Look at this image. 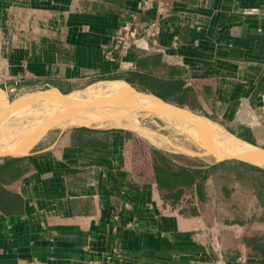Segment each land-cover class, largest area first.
<instances>
[{"label":"crops","instance_id":"obj_1","mask_svg":"<svg viewBox=\"0 0 264 264\" xmlns=\"http://www.w3.org/2000/svg\"><path fill=\"white\" fill-rule=\"evenodd\" d=\"M127 24L152 26L157 47L140 33L116 49ZM139 77L176 83L165 101L264 149V0H0L7 100L96 81L158 97ZM154 148L80 125L0 158L14 174L0 181V264H264V175L211 160L192 188L167 191Z\"/></svg>","mask_w":264,"mask_h":264},{"label":"bare ground","instance_id":"obj_2","mask_svg":"<svg viewBox=\"0 0 264 264\" xmlns=\"http://www.w3.org/2000/svg\"><path fill=\"white\" fill-rule=\"evenodd\" d=\"M101 84L103 85H94L84 94H77L74 98L61 97L58 93L49 91L11 104L7 103L0 92V152L26 151L30 144L37 139L39 133L53 125L62 129L80 125L103 128L108 123L152 137L153 134L142 128L137 120L135 114L139 110L164 122L171 124L174 122L171 116L165 112L134 101L132 96H129L120 85L107 84V82ZM114 93L118 95L116 96ZM80 100L83 101V106H79L81 105L79 104ZM66 102H70L71 105H66ZM87 102L90 103L85 105ZM43 106L45 107L43 108ZM59 111L60 114L55 117ZM44 115H46L45 118L41 119ZM179 116L192 122V132L198 137L195 138L197 142L211 144V147L216 149V153L213 152L216 156L226 154L224 146L214 141V143L212 141L210 143L208 138L210 133L207 131L211 127L207 123L193 120L189 115L179 114ZM223 141L225 142V139ZM151 142L154 143L155 140L152 139ZM250 154L257 157L253 153Z\"/></svg>","mask_w":264,"mask_h":264},{"label":"water","instance_id":"obj_3","mask_svg":"<svg viewBox=\"0 0 264 264\" xmlns=\"http://www.w3.org/2000/svg\"><path fill=\"white\" fill-rule=\"evenodd\" d=\"M103 83H106L108 81H102ZM117 82V81H114ZM100 83V82H98ZM121 85L122 89L129 95L132 96L131 98L134 101H138L139 103L148 105L149 107L157 110V111H163L166 114L170 115L171 118L174 120V122L171 124L169 122H163L168 124L172 129L180 133L181 135L185 136L188 138L191 142H193L196 146H198L202 151H204L206 156H209L215 161H228V160H235V161H240L247 163L249 165H252L254 167H257L259 169L264 170V149H261L257 146L251 145L245 141H242L235 137L232 133L227 131L224 127H222L220 124L213 122L212 120L204 117V116H199L194 114L187 106L180 104V103H172L165 101L163 99H160L154 95L151 94H146L137 91L135 88L130 86L127 83L124 82H117ZM97 84V83H96ZM94 84V85H96ZM94 85L90 86L93 87ZM89 87V88H90ZM87 88V89H89ZM83 91H77V92H72L69 94H63L60 91H58L62 95H66L70 98H74L78 93L79 94H84V92L87 90ZM113 93V92H112ZM102 95H105L102 93ZM109 95V94H108ZM112 95V94H110ZM114 95H118L117 93H114ZM122 95V94H121ZM60 114V111L58 114H55V117H58ZM179 114H185L189 115L191 119L199 121V122H205L207 123L211 129H209L207 132L208 138L210 140V143L216 142L221 144L226 148V154H223L222 156H217L214 155L216 153V149L211 147V144H206L205 146H200L196 141L195 138H198L196 135L193 134V125L191 124L189 120L182 119ZM56 119V118H55ZM73 127V126H72ZM69 128V127H66ZM64 128V129H66ZM56 129L55 125L51 126L49 129H47L42 135H40L35 141H33L28 149L26 151L22 152H0V158L3 157H21V156H26L31 152V149L37 144L47 133H49L51 130ZM63 130V129H61ZM225 139V142L223 141ZM214 141V142H213ZM228 148V149H227ZM219 151V150H218ZM253 153L257 157L252 156ZM212 152V153H211ZM214 152V153H213ZM221 153V151H219ZM214 155V156H213Z\"/></svg>","mask_w":264,"mask_h":264},{"label":"trees","instance_id":"obj_4","mask_svg":"<svg viewBox=\"0 0 264 264\" xmlns=\"http://www.w3.org/2000/svg\"><path fill=\"white\" fill-rule=\"evenodd\" d=\"M137 81L142 88L151 87L152 89H154L152 91H154L158 97L163 98V100H167V98H165L162 93H165L169 90L171 92H174L177 88L176 83H169L168 85H166L164 83H161V81L159 80L156 81L155 79H151L149 77H139ZM152 152L154 153L153 164L156 180L158 182L160 181L159 187L167 191L183 188V186L185 188H192L195 181L199 177L202 168L206 165L207 167H209V161L202 160L200 158H191L183 154L175 153L171 150L169 151L161 148H154ZM8 159V157H5L1 160L6 162ZM16 161H19V159H17ZM227 163L245 165V167L249 168L251 171H255L256 173H261L264 175V170L239 161H223L219 164ZM209 171L210 170L208 168V172ZM12 175L14 177V174L11 173V168H9V171H6V169L2 168V170H0V181H2L1 179H10L12 178ZM193 207V204H191L189 208L193 209Z\"/></svg>","mask_w":264,"mask_h":264},{"label":"rangeland","instance_id":"obj_5","mask_svg":"<svg viewBox=\"0 0 264 264\" xmlns=\"http://www.w3.org/2000/svg\"><path fill=\"white\" fill-rule=\"evenodd\" d=\"M98 82H101V81L90 82V83L82 85L80 88H76L74 90H71L68 92H61V93L69 94L72 92L83 91V90L89 88L90 86H92L96 83H97L96 85H103V84H98ZM107 84L120 85L119 83H107ZM91 88H93V87H90L89 89H91ZM50 90L51 89H45V88L37 89V88H35V89L27 91L23 94L15 95L14 97L9 98V100H7L6 94L3 91L0 90V92L2 93L4 99H6L7 103L11 104L15 101L26 99V98L34 96L36 94H40L43 92H49ZM58 95H60V94H58ZM64 97H67V96H64ZM88 103H90V102H87L85 105H87ZM67 104H70V102H66V105ZM79 104H81L79 106L84 105L83 101H81V100H80ZM44 107L45 106H43V108ZM135 115L137 116V120L139 121V123L142 125V128H145L146 130H148L149 132H151L153 134L152 137H149L144 133H141V132L129 129V128H126V129H129V130L135 132L136 134L140 135L144 140L148 139V141L151 142V140L154 139L155 140L154 145H156L157 147H159L161 149H168L169 151L171 150V151L181 152V153H183L186 156L191 157V158H200V159L206 160V161L213 160L209 156H206L204 151H202L198 146H196L188 138H186L185 136L181 135L180 133H178L177 131L172 129L168 124L163 123L164 121H162L161 119H158V118H156L150 114L144 113V111H142V110H139L138 113H136ZM45 116L46 115H44L41 119H44ZM105 127H118V126L107 123L103 128H105ZM119 127L124 128L123 126H119ZM99 128H102V127H99ZM47 129H49V128H47ZM58 129H62V128L56 127V129H53L51 131L54 132ZM46 130L39 133L36 138H38L40 135H42V133H44ZM197 143L200 146L206 145V144H202L199 142H197ZM227 242H229V243L231 242L229 236L227 238Z\"/></svg>","mask_w":264,"mask_h":264},{"label":"built area","instance_id":"obj_6","mask_svg":"<svg viewBox=\"0 0 264 264\" xmlns=\"http://www.w3.org/2000/svg\"><path fill=\"white\" fill-rule=\"evenodd\" d=\"M140 33H144L146 36L152 38L153 45L157 47L155 41V32L152 30V26H146L142 28L140 25L135 24L130 26L129 24L119 28L114 36L116 42L115 48L120 51H125L130 45L136 44L138 42L137 36ZM108 60H112L111 55H107Z\"/></svg>","mask_w":264,"mask_h":264}]
</instances>
